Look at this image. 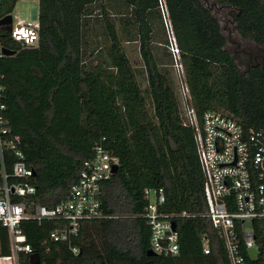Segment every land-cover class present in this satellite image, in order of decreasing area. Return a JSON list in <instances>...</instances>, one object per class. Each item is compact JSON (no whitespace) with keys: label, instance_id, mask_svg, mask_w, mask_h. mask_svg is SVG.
<instances>
[{"label":"trees","instance_id":"16d2710c","mask_svg":"<svg viewBox=\"0 0 264 264\" xmlns=\"http://www.w3.org/2000/svg\"><path fill=\"white\" fill-rule=\"evenodd\" d=\"M18 1L0 0V19ZM165 1L197 114L214 110L246 133L264 131V69L240 70L220 21L202 0ZM213 2L233 12L243 39L264 47V0ZM116 16L126 40L138 43L139 66L121 44ZM38 19L36 47L12 40L0 25L3 44L14 50L0 57V101L11 133L20 137L23 161L34 170L30 179L37 190L29 200L53 207L64 199L102 138L120 163L102 182V216L84 220L71 238L78 254L67 242L52 241L55 220H25L20 226L32 251L19 252L18 264H230L207 216L194 132L178 114L172 59L163 60L155 49L158 23L166 36L162 44L169 46L159 0H39ZM93 20L104 26V51L90 45ZM16 159L5 151L9 174ZM159 187L165 192L160 210L174 215L179 234L176 255L147 253L151 228L144 191ZM252 227L258 251L253 256L243 247L245 264H264V219ZM11 254L9 231L0 223V256Z\"/></svg>","mask_w":264,"mask_h":264},{"label":"built area","instance_id":"2783aa9c","mask_svg":"<svg viewBox=\"0 0 264 264\" xmlns=\"http://www.w3.org/2000/svg\"><path fill=\"white\" fill-rule=\"evenodd\" d=\"M159 7L169 37L178 114L182 124L194 132L204 177L207 216L226 246L230 264H245L242 248L258 251L252 222L264 219V131L251 129L246 133L236 120L214 110L197 114L166 1L159 0ZM6 31L12 40L25 47L39 45L38 17L19 20ZM3 43L0 38V57L6 56ZM1 90L0 86V95ZM5 108L0 101V223L9 231L12 254L0 256V264H18L19 252L32 251L20 226L25 220H55L56 227L50 232L52 241L67 242L72 252L78 254L79 246L73 245L71 238L78 234L84 220L102 216L101 185L110 179L120 158L105 148L102 138L94 146V155L83 162L78 180L64 199L53 207L31 202L29 198L37 190L30 179L34 170L23 161V152L18 147L20 137L11 133ZM6 150H12L17 158L11 174L6 169ZM144 198L145 217L151 228L150 249L159 255L178 254L179 234L172 226L174 215L160 210L165 202L164 189L147 188ZM203 251L210 253L207 237L203 238Z\"/></svg>","mask_w":264,"mask_h":264},{"label":"rangeland","instance_id":"374dc122","mask_svg":"<svg viewBox=\"0 0 264 264\" xmlns=\"http://www.w3.org/2000/svg\"><path fill=\"white\" fill-rule=\"evenodd\" d=\"M203 3L211 10V12L218 18L220 21V25L222 28V32L227 40V48L231 52V54L236 57L238 55V52H240L244 48H251V49H258L257 45L247 39H243L239 33L236 30L235 24L233 22V12L230 11L227 7H222L218 4H215L213 0H202ZM39 8V0H19L12 12L13 16V25H16L19 20L24 21H31L33 19V10ZM116 10L112 9V12H115ZM100 11H97L95 15H98ZM116 18L118 29L121 35V44L126 51L127 55L130 57V60L133 65L139 66L142 61L140 58V54L138 51V43L136 42H128L126 40V37L123 35L121 27L118 23L119 17ZM156 31H155V38L156 41V52L161 54V57L163 60H170L172 59V55L170 53L169 47H164L165 35L162 28V25L158 23L156 25ZM90 45L91 46H97L101 48V50H105V48L108 45V42L106 41V38L104 36V26L102 25V22L100 20H93L92 21V30L90 34ZM166 48V49H165ZM93 58L95 56L93 55ZM237 64L239 65V68L241 71H243L246 68V65L241 64L239 59L235 58ZM173 61V60H172ZM169 69L171 71V67L169 66ZM174 80L173 73L171 74ZM139 80L141 81V84L143 86L146 85V81L143 76L139 75ZM252 255H256V249H253L251 251Z\"/></svg>","mask_w":264,"mask_h":264},{"label":"flooded vegetation","instance_id":"af4514ba","mask_svg":"<svg viewBox=\"0 0 264 264\" xmlns=\"http://www.w3.org/2000/svg\"><path fill=\"white\" fill-rule=\"evenodd\" d=\"M257 48L258 49L244 48L238 52L236 57L232 56L239 59L241 64L246 65V68H248L249 65H256L264 69V47L257 45Z\"/></svg>","mask_w":264,"mask_h":264},{"label":"water","instance_id":"95a60500","mask_svg":"<svg viewBox=\"0 0 264 264\" xmlns=\"http://www.w3.org/2000/svg\"><path fill=\"white\" fill-rule=\"evenodd\" d=\"M37 17H38V9H34L33 10V18H37ZM12 24H13V16H12V14H8V15H6L3 18L0 19V25L4 26L6 28V30H8V31L11 30ZM3 50H4V53L6 55H11V54L14 53V50H12L10 48H7V47H5ZM117 169H118V166H114L113 167V172H116ZM172 226L175 229V222H172ZM147 253L149 255H155V252L153 250H151V249L148 250Z\"/></svg>","mask_w":264,"mask_h":264}]
</instances>
